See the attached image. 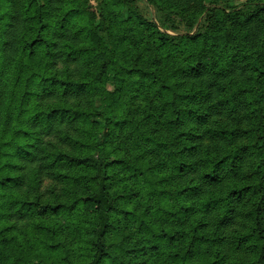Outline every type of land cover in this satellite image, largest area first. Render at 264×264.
Instances as JSON below:
<instances>
[{
    "label": "trees",
    "instance_id": "1",
    "mask_svg": "<svg viewBox=\"0 0 264 264\" xmlns=\"http://www.w3.org/2000/svg\"><path fill=\"white\" fill-rule=\"evenodd\" d=\"M208 1L0 0V264H264V3Z\"/></svg>",
    "mask_w": 264,
    "mask_h": 264
},
{
    "label": "rangeland",
    "instance_id": "2",
    "mask_svg": "<svg viewBox=\"0 0 264 264\" xmlns=\"http://www.w3.org/2000/svg\"><path fill=\"white\" fill-rule=\"evenodd\" d=\"M122 1H125V0H122ZM229 1L232 5L239 6V5H243V4L248 3L249 0H246L245 3H242L241 0H229ZM75 2L82 4V6L85 8V11L87 13L86 19H84V18L81 19L80 24L86 26L90 22H92L96 25H99L103 30H107L109 18L107 15L105 4L108 2V0H75ZM204 3L206 5H208L209 1L204 0ZM135 7L141 13L143 12V14L146 17H149V18L155 17V10L152 7H149L147 5V3L145 2V0L144 1L136 0ZM127 15H128V7L124 6L122 8V16H123L124 20L127 19ZM111 88H112V86H111V84H109L108 89H111ZM96 107H97V109L102 108V104H101L100 100H97ZM123 234L127 235V233H125V232Z\"/></svg>",
    "mask_w": 264,
    "mask_h": 264
},
{
    "label": "clouds",
    "instance_id": "3",
    "mask_svg": "<svg viewBox=\"0 0 264 264\" xmlns=\"http://www.w3.org/2000/svg\"><path fill=\"white\" fill-rule=\"evenodd\" d=\"M242 3H245L246 0H241ZM261 3H264V0H261Z\"/></svg>",
    "mask_w": 264,
    "mask_h": 264
}]
</instances>
